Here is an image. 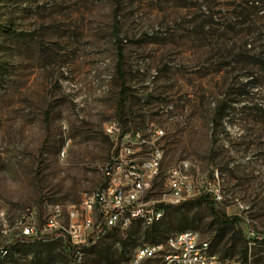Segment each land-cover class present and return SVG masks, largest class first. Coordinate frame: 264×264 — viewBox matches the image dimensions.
<instances>
[{
    "label": "rangeland",
    "instance_id": "rangeland-1",
    "mask_svg": "<svg viewBox=\"0 0 264 264\" xmlns=\"http://www.w3.org/2000/svg\"><path fill=\"white\" fill-rule=\"evenodd\" d=\"M245 1L0 0V209L8 225L32 207L41 222L46 205L100 188L113 148L103 125L115 121L143 137L164 131L161 172L146 200L162 196L167 168L186 159L218 187L224 199L214 207L240 221L220 224L194 197L154 225L108 231L85 246L80 264L124 262L185 229L223 259L264 237V69L249 50L264 35V13ZM2 230L0 220V244ZM57 234L15 239L0 264H73ZM249 250L264 262V241Z\"/></svg>",
    "mask_w": 264,
    "mask_h": 264
},
{
    "label": "built area",
    "instance_id": "built-area-1",
    "mask_svg": "<svg viewBox=\"0 0 264 264\" xmlns=\"http://www.w3.org/2000/svg\"><path fill=\"white\" fill-rule=\"evenodd\" d=\"M258 105L264 109V103ZM103 129L113 142L110 159L101 167L104 184L77 203L46 205L41 222L32 207L22 211L10 227L0 209L2 233L6 238L0 244V250L15 239L42 240L55 231L64 240L73 264H80L86 245L96 242L100 234L108 230H125L135 215L159 216L163 211L160 204H178L202 194L209 195L214 201L224 199L219 197L218 187H211V179L206 174L195 169L191 161L183 159L167 168L162 196L146 200L162 168L164 151L160 139L164 135L163 129L156 126L147 129L151 140H144L138 131H123L115 121L105 123ZM233 215L239 216L237 212ZM10 230H14L12 236ZM261 240L264 241V237L255 236L252 241L245 242L246 251ZM207 243L210 241L204 240L200 233L171 234L161 246L145 243L129 260L111 264H158L155 263L158 254H165V264H220L218 254L206 251ZM229 264H244V257L229 258Z\"/></svg>",
    "mask_w": 264,
    "mask_h": 264
},
{
    "label": "trees",
    "instance_id": "trees-1",
    "mask_svg": "<svg viewBox=\"0 0 264 264\" xmlns=\"http://www.w3.org/2000/svg\"><path fill=\"white\" fill-rule=\"evenodd\" d=\"M249 1H251V4H254L253 7L256 8V13L260 12V11H262V13H264V0H249ZM247 2H248V0L245 1V3H247ZM260 17L264 19V15H261ZM239 24H244V21H241ZM262 28H264V25H262ZM253 41H255L256 44H255V46L253 45L249 49L253 52L252 57H251L252 63L254 65H257L260 68L264 69V35H259ZM120 106H122V104H120ZM197 198L205 201L206 207L208 208L210 213L216 219H218L220 221V224H222L224 226H234L236 223H238L240 221V218L238 216H236V215L227 216L224 213L220 212L218 209H216L213 205L214 200L209 195L202 194V195L197 196ZM159 206L163 208V214H164V211L170 210L171 208H173L175 206V204H160ZM45 238H50V236L47 235L42 240H45ZM29 241H31V240H29ZM38 241H41V240L35 239L32 242H38ZM246 241L244 240L243 242L245 243ZM66 243L68 244V241ZM212 251L214 252V250H212ZM246 252H247L246 247H244L242 249L241 257H245ZM223 257H225V256H223Z\"/></svg>",
    "mask_w": 264,
    "mask_h": 264
},
{
    "label": "bare ground",
    "instance_id": "bare-ground-1",
    "mask_svg": "<svg viewBox=\"0 0 264 264\" xmlns=\"http://www.w3.org/2000/svg\"><path fill=\"white\" fill-rule=\"evenodd\" d=\"M138 134H141V133L138 131ZM163 134H164V131H163ZM143 139L144 140H151V133L149 132L147 137L144 136ZM163 157H162V161H163ZM215 174H217L216 171H215ZM18 216H21V213ZM162 217H163V211H161V215L155 216V217H146V216H143V215H135V216L132 217V222H139V223H141L143 225L151 226V225H154L157 222H159L162 219ZM108 231H110V230H108ZM108 231H106L105 234H100V237L106 235L108 233ZM198 233L199 232L194 230V229H185V230H182V231H179V232H175L173 234H198ZM168 237H171V235H168L164 239H167ZM25 238L31 239V237H22V239H25ZM204 240H208V239L204 238ZM163 241L164 240H162L160 242L147 243V245H149V246H161ZM246 242H250V241H248V239H247ZM139 248H140V246H138L134 250L133 254L139 253ZM9 249H10V246L7 244L5 246V248H4V250H0V260L6 259L8 257L9 252H10ZM83 250H84V248H83ZM206 251L207 252H212L211 251V247H210V243L206 244ZM82 259H83V256H80V263L82 262ZM251 262H253L254 264H264V262L255 263L254 255H252L250 253V250H249V251L246 252V256L244 257V264H251ZM155 263L165 264V254H158L157 256H155ZM106 264H111V263H106ZM140 264H149V263H140ZM220 264H229V258H224V259L220 258Z\"/></svg>",
    "mask_w": 264,
    "mask_h": 264
}]
</instances>
